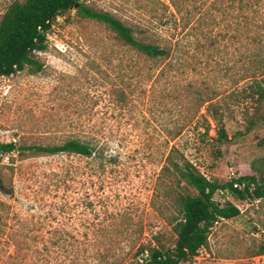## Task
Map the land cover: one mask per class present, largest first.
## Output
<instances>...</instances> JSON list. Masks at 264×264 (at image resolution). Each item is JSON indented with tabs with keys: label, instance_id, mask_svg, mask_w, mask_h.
Instances as JSON below:
<instances>
[{
	"label": "rangeland",
	"instance_id": "obj_1",
	"mask_svg": "<svg viewBox=\"0 0 264 264\" xmlns=\"http://www.w3.org/2000/svg\"><path fill=\"white\" fill-rule=\"evenodd\" d=\"M13 1L0 0V18ZM80 2L168 55L142 56L69 10L37 54L40 73L0 78V144L17 148L0 155V264H133L174 247L179 196L195 194L172 162L220 184L264 173V126L247 129L243 91L244 78H264V0ZM69 140L92 156L21 150ZM214 200L240 215L182 264H264L250 258L264 245V200Z\"/></svg>",
	"mask_w": 264,
	"mask_h": 264
},
{
	"label": "trees",
	"instance_id": "obj_2",
	"mask_svg": "<svg viewBox=\"0 0 264 264\" xmlns=\"http://www.w3.org/2000/svg\"><path fill=\"white\" fill-rule=\"evenodd\" d=\"M69 10H74L82 18L90 19L108 27L116 38L127 48L136 53L157 59L168 55L160 46L138 41L133 30L106 12H96L86 7L80 0H23L9 3L0 18V78H8L27 70L30 74H38L43 65L37 60V54L47 49V34L53 22ZM249 85L244 88L245 100L254 105L252 114L245 110L247 129L251 130L256 123L264 126V115L261 113L264 102V78H244ZM215 124L216 141L221 144L227 140V134L218 118L212 112ZM17 148L15 144H0V155L10 154ZM21 150L36 154L53 155L66 153L91 157L94 148L78 140H69L59 146H30ZM170 157V156H169ZM170 159V158H169ZM173 171L178 175V184L194 189L195 194H180L177 216L171 222L176 236L174 247L166 251L153 249L150 260L143 264H182L191 263L201 249L207 247L208 238L214 225L220 220H232L240 215V210L232 203H218L215 195L225 198L229 195L238 201L264 200V173L258 179L241 177L220 184L203 177L192 165L171 163ZM247 182L244 190L233 188L234 183ZM264 256V245L258 247L250 258Z\"/></svg>",
	"mask_w": 264,
	"mask_h": 264
},
{
	"label": "built area",
	"instance_id": "obj_3",
	"mask_svg": "<svg viewBox=\"0 0 264 264\" xmlns=\"http://www.w3.org/2000/svg\"><path fill=\"white\" fill-rule=\"evenodd\" d=\"M247 182L244 183H234L233 188L239 191L244 190V188L247 186ZM150 253L148 251H142L136 256V260L133 264H143L145 262H148L150 260Z\"/></svg>",
	"mask_w": 264,
	"mask_h": 264
}]
</instances>
